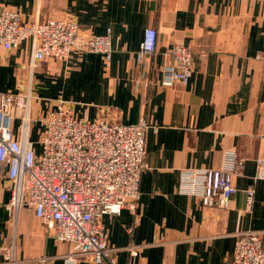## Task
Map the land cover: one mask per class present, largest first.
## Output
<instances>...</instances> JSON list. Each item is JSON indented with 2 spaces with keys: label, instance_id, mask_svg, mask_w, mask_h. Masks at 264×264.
Masks as SVG:
<instances>
[{
  "label": "crops",
  "instance_id": "0c3cea01",
  "mask_svg": "<svg viewBox=\"0 0 264 264\" xmlns=\"http://www.w3.org/2000/svg\"><path fill=\"white\" fill-rule=\"evenodd\" d=\"M23 19L73 18L82 37L111 30L112 54L72 50L31 69L29 42L0 48V92L31 84V118L53 100L73 102L89 120L148 123L145 163L136 215L124 209L101 225L116 264H222L231 258L241 232L264 242V0H0ZM154 28L156 48L143 53L144 31ZM192 51V73L183 85L170 80L171 46ZM19 120L15 136H20ZM41 128L31 121L28 138ZM196 169L193 192L180 176ZM204 169L232 172L236 192L224 207L205 206ZM0 176V264L13 249L14 264H63L67 244L33 214L9 211L10 186ZM254 191L253 203L246 190ZM137 246L132 253L127 248ZM77 264H95L89 257Z\"/></svg>",
  "mask_w": 264,
  "mask_h": 264
},
{
  "label": "built area",
  "instance_id": "2783aa9c",
  "mask_svg": "<svg viewBox=\"0 0 264 264\" xmlns=\"http://www.w3.org/2000/svg\"><path fill=\"white\" fill-rule=\"evenodd\" d=\"M154 28L144 31L140 49L152 54L156 48ZM29 42L30 68L47 59H64L72 50L100 54L109 62L112 54L111 30L82 37L73 18L46 20L23 19L9 9L0 11V48L11 51ZM170 80L183 85L192 73V51L174 44L169 52ZM31 84L23 91L0 92V176L4 173L10 186L7 204L14 218L21 209L33 214L55 240L67 244L63 264H77L89 257L95 264H116L108 246L101 218L117 216L127 209L137 213L140 202V178L146 167L144 119L132 124L89 120L78 117L73 102L55 99L44 115L31 118ZM19 120L20 136L14 132ZM39 124L37 140L28 138L29 124ZM256 178H264V164L257 160ZM199 170H186L179 188L193 192ZM202 200L205 206L224 207L236 189L232 172L204 169ZM254 191L246 190V201L253 203ZM136 252L137 246H129ZM7 263L14 264L13 249ZM39 264H49L42 258ZM222 264H264V242L258 232L236 235L231 258Z\"/></svg>",
  "mask_w": 264,
  "mask_h": 264
}]
</instances>
